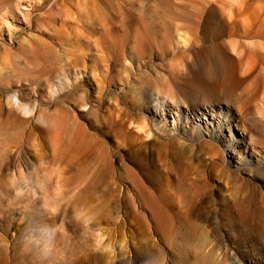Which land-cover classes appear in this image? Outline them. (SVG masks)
Instances as JSON below:
<instances>
[{
	"label": "rangeland",
	"instance_id": "374dc122",
	"mask_svg": "<svg viewBox=\"0 0 264 264\" xmlns=\"http://www.w3.org/2000/svg\"><path fill=\"white\" fill-rule=\"evenodd\" d=\"M235 263L264 264V0H0V264Z\"/></svg>",
	"mask_w": 264,
	"mask_h": 264
},
{
	"label": "bare ground",
	"instance_id": "6f19581e",
	"mask_svg": "<svg viewBox=\"0 0 264 264\" xmlns=\"http://www.w3.org/2000/svg\"><path fill=\"white\" fill-rule=\"evenodd\" d=\"M220 116H221V115H220ZM220 116H219V117H220ZM215 117H216V116H213L212 119H214ZM215 122H216V121H215ZM212 123H213V122H212ZM238 195H239V194H238ZM240 198H241V200H242V197H240ZM236 199H237V197H236ZM235 264H236V263H235Z\"/></svg>",
	"mask_w": 264,
	"mask_h": 264
}]
</instances>
